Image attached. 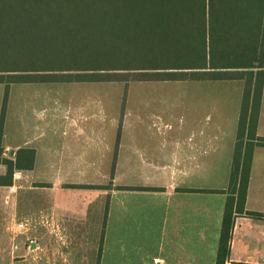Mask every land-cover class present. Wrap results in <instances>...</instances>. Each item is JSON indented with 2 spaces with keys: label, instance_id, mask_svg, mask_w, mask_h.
<instances>
[{
  "label": "crops",
  "instance_id": "crops-1",
  "mask_svg": "<svg viewBox=\"0 0 264 264\" xmlns=\"http://www.w3.org/2000/svg\"><path fill=\"white\" fill-rule=\"evenodd\" d=\"M133 84L187 85L196 104L136 112L142 102L127 97L120 112L118 97L95 93L118 82H0V263L21 256L26 237L15 231L28 219L32 249L55 227L66 232L68 263L215 264L244 82ZM256 134L264 136V82ZM8 167L20 178L12 172L6 183ZM244 208L264 214V146L252 152ZM224 264H264V215H234Z\"/></svg>",
  "mask_w": 264,
  "mask_h": 264
},
{
  "label": "trees",
  "instance_id": "trees-1",
  "mask_svg": "<svg viewBox=\"0 0 264 264\" xmlns=\"http://www.w3.org/2000/svg\"><path fill=\"white\" fill-rule=\"evenodd\" d=\"M130 73L244 82L215 258L224 264L234 215H264L244 208L252 152L264 146V0H0V82H127Z\"/></svg>",
  "mask_w": 264,
  "mask_h": 264
},
{
  "label": "rangeland",
  "instance_id": "rangeland-1",
  "mask_svg": "<svg viewBox=\"0 0 264 264\" xmlns=\"http://www.w3.org/2000/svg\"><path fill=\"white\" fill-rule=\"evenodd\" d=\"M129 76L131 80L127 82L123 81H114L118 82V88L112 86L111 89H99L96 90V96L100 101L110 103V99H115L116 97L120 100L119 111L123 112L126 110V98L135 99L134 102H142L138 104L136 112H168V113H186L190 111L191 108L195 106L196 101L192 99V94L194 89L190 86L184 85H170V86H161L158 85L154 88H143L142 86L133 84L134 81H143V80H162V79H143L137 80L136 77L139 75H134L137 73H130ZM134 79V80H133ZM172 80V79H168ZM176 80H192V79H176ZM216 80V79H215ZM220 80V79H217ZM56 91H59L58 89ZM101 95V96H99ZM150 98H160L159 101L150 102L143 100ZM143 99V100H142ZM142 100V101H140ZM144 102V103H143ZM151 104V105H150ZM220 100L216 96V108L219 106ZM58 110L57 112H59ZM206 111V110H200ZM13 172V171H12ZM66 187V186H64ZM27 222H26V221ZM19 219V221H24L27 223L25 231H15L16 235H22L25 238V244L23 245V250L21 251V256L14 257L15 263L13 264H74L66 262V232H63L62 228L55 227V231L51 234V239L48 244H41L40 247L32 249L28 247L29 240L31 239V233L29 230V220L28 219ZM37 243V240H35ZM35 243V244H36ZM10 260V259H9ZM8 260V264L10 263ZM77 261V260H76ZM6 264V263H0Z\"/></svg>",
  "mask_w": 264,
  "mask_h": 264
},
{
  "label": "built area",
  "instance_id": "built-area-1",
  "mask_svg": "<svg viewBox=\"0 0 264 264\" xmlns=\"http://www.w3.org/2000/svg\"><path fill=\"white\" fill-rule=\"evenodd\" d=\"M12 176H13L14 179H18V178H20V172L19 171H14ZM10 189H13V186H11ZM23 226H24L23 223H21V222L17 223V227L18 228L23 229Z\"/></svg>",
  "mask_w": 264,
  "mask_h": 264
}]
</instances>
